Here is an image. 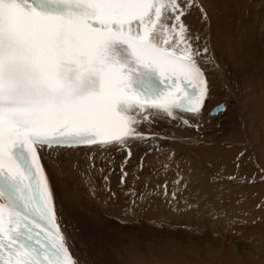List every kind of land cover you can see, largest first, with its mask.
Returning <instances> with one entry per match:
<instances>
[{
	"label": "snow or ice",
	"instance_id": "1",
	"mask_svg": "<svg viewBox=\"0 0 264 264\" xmlns=\"http://www.w3.org/2000/svg\"><path fill=\"white\" fill-rule=\"evenodd\" d=\"M194 8L208 19L198 0H0V264H79L44 154L116 147L124 184L132 144L160 138L141 125L199 127L214 58L185 22Z\"/></svg>",
	"mask_w": 264,
	"mask_h": 264
},
{
	"label": "bare ground",
	"instance_id": "2",
	"mask_svg": "<svg viewBox=\"0 0 264 264\" xmlns=\"http://www.w3.org/2000/svg\"><path fill=\"white\" fill-rule=\"evenodd\" d=\"M244 1L247 3L245 7ZM258 1L261 0H198L208 19L205 21L200 11L194 8L185 22L200 37L199 44L208 45L214 58V63L201 62L210 80L211 100L207 102L199 127L184 125L180 118L172 120L167 117L152 125H141L139 131L147 133L150 129L160 138L132 144L133 156L125 167L129 175L124 184L120 183V178L126 153L116 147L82 146L42 156L55 194L58 222L69 237L70 250L79 264H123L127 252H132L127 247H137L140 240L148 237L147 223L151 221L153 226L161 229L164 205L155 198L151 200V196L156 191L154 187L160 189L165 182L161 171L175 164L180 153L181 146L174 131L181 130L194 137L200 134L205 141L214 142L221 136L233 140L234 134L243 129L245 115L250 128L256 123V120L252 121L257 119L259 99L264 102V71L260 69L261 56L264 55V7H260ZM219 104L222 105L217 107ZM224 107L223 112L215 115ZM177 115L194 122L187 114ZM161 132L168 133L169 140L174 139L168 147V156L148 157L146 161L143 157L146 150L153 151L155 147H166L170 143ZM183 143H186L185 138ZM195 147L191 145L189 151H194ZM160 152L165 153V150ZM202 152L208 154L207 158H212L209 154L214 153L212 148ZM142 157L143 169L140 168ZM119 159L123 163L120 164ZM135 195L138 198L136 207L130 202ZM116 198L125 202L127 208L122 219L112 208ZM197 207L193 205L189 209L194 212ZM199 207L202 211L205 203H200ZM160 232L157 233L160 235Z\"/></svg>",
	"mask_w": 264,
	"mask_h": 264
},
{
	"label": "rangeland",
	"instance_id": "3",
	"mask_svg": "<svg viewBox=\"0 0 264 264\" xmlns=\"http://www.w3.org/2000/svg\"><path fill=\"white\" fill-rule=\"evenodd\" d=\"M260 2V7H264V0ZM246 5L244 1L243 6ZM261 61L263 72L264 55ZM259 100L257 119L252 121L256 123L250 128L245 115L243 129L234 134V141L221 136L209 142L200 134L194 137L181 130L174 131L181 146L176 166L173 164L161 171L169 195L166 198L162 187H154L156 191L151 196V200L155 198L164 205L161 229L151 221L147 223V239L140 240L137 247L125 245L132 252H127L123 264H264V102ZM218 110L215 115L225 107ZM163 133L169 140L170 135ZM195 139L197 142H193ZM172 141L166 147L146 150L147 156L145 153L143 157L147 161L148 157L168 156ZM191 145H196L194 151H189ZM209 148L214 151L213 155L209 154L212 158L202 152ZM119 163L123 160L119 159ZM178 180L181 182L177 183ZM171 193H176L174 199ZM130 202L136 207L137 196ZM200 203H205L202 211H199ZM124 204L120 198L113 201L112 208L117 210L116 216L120 219L127 210ZM193 205H198V209L191 212L189 208ZM157 230L161 231L160 235Z\"/></svg>",
	"mask_w": 264,
	"mask_h": 264
}]
</instances>
